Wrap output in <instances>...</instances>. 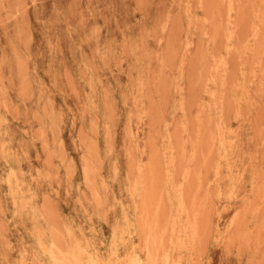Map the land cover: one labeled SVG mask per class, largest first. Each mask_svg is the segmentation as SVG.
Instances as JSON below:
<instances>
[{"label": "rangeland", "instance_id": "374dc122", "mask_svg": "<svg viewBox=\"0 0 264 264\" xmlns=\"http://www.w3.org/2000/svg\"><path fill=\"white\" fill-rule=\"evenodd\" d=\"M190 257L264 264V0H0V264Z\"/></svg>", "mask_w": 264, "mask_h": 264}, {"label": "bare ground", "instance_id": "6f19581e", "mask_svg": "<svg viewBox=\"0 0 264 264\" xmlns=\"http://www.w3.org/2000/svg\"><path fill=\"white\" fill-rule=\"evenodd\" d=\"M254 13H255V12H254ZM206 31H207V30H206ZM256 33H257V32H256ZM253 36H254V35H253ZM212 68H213V67H212ZM209 91H210V90H209ZM5 121H6V120H5ZM197 123H198V122H197ZM198 127H199V125H198ZM199 130H200V129H199ZM199 134H200V132H199ZM198 136H199V135H198ZM196 138H197V137H196ZM2 145H3V144H1V146H2ZM3 147H4V146H3ZM94 148H96V147H94ZM2 149H3V148H2ZM2 149H1V150H2ZM143 150H144V149H143ZM96 151H97V148H96ZM225 152H227V151H225ZM182 153H183V152H182ZM224 158H225V156H224ZM225 159H226V158H225ZM85 161H86V159H85ZM87 161H88V160H87ZM89 163H90V162H89ZM168 164H169V163H168ZM198 164H200V163H198ZM150 165H151V164H150ZM169 165H170V164H169ZM70 166H71V164H70ZM91 166H92V163H91ZM196 166H197V165H196ZM201 166H202V165H201ZM88 167H89V165L87 166V168H88ZM162 167H163V166H162ZM198 167H199V166H198ZM144 168H145V166H144ZM144 168H142V169H144ZM199 168H200V167H199ZM142 169H141V171H142ZM196 169H197V168H196ZM88 170H89V168H88ZM152 171H153V170H152ZM169 171H170V170H169ZM142 172H143V171H142ZM142 172H141V173H142ZM167 174H168V173H167ZM152 175H153V173H152ZM84 176H85V175H84ZM70 177H71V176H70ZM169 177H171V176H169ZM142 178H144V176H143ZM84 179H85V178H84ZM86 180H87V179H86ZM87 181H88V180H87ZM90 182H91V181H90ZM88 183H89V182H88ZM134 183H135V182H134ZM144 183H145V182H144ZM151 183H152V182H151ZM91 184H92V183H91ZM91 184H89V186H90ZM136 185H137V184H136ZM140 185H141V184H140ZM182 185H184V184H182ZM135 187H136V186H135ZM181 187H182V186H181ZM144 188H145V185H144ZM184 188H185V187H184ZM91 190H92V189H91ZM94 190H95V188H94ZM146 190H147V189H146ZM95 191H97V190H95ZM95 191H94V192H95ZM135 191H137V190H135ZM141 191H142V190H141ZM168 192H170V191H168ZM168 192H167V194H168ZM92 193H93V192H92ZM231 193H233V192H231ZM97 194H98V192H97ZM97 194H96V193L93 194V195H94L93 197H96ZM142 194L144 195V191H143ZM98 195H99V194H98ZM98 195H97V196H98ZM140 196H141V195H140ZM228 196H229V193H228ZM231 196H232V194H231ZM231 196H230V198H231ZM143 197H144V196H143ZM219 197H220V196H219ZM96 198H97V197H96ZM99 199H100V198H99ZM144 199H147V198H144ZM170 199H171V198H169V200H168L169 202H170ZM173 199H174V197H173ZM141 200H142V199H141ZM95 201H96V199H95ZM96 203H97V201H96ZM98 203H99V202H98ZM140 203H141V202H140ZM177 204H178V202H177ZM97 205H98V204H97ZM171 207H172V206H171ZM177 208L179 209V206H178ZM159 210H160V207H159ZM159 210H158V211H159ZM180 210H181V209H180ZM149 211H150V210H149ZM182 212H183V211H182ZM159 214H160V213H159ZM151 215H152V214H151ZM153 216H154V215H153ZM157 216H158V215H157ZM198 216H199V215H198ZM198 216H197V217H198ZM203 217H204V216H203ZM199 218H200V217H199ZM196 221H199V220H196ZM198 223H199V222H198ZM194 224H195V223H194ZM131 225H132V224H131ZM145 226H146V225H145ZM193 226H194V225H193ZM196 226H198V224H197ZM147 227H148V226H147ZM190 227H191V226H190ZM183 228L185 229L186 227L183 226ZM145 229H146V228H145ZM145 229L143 228L144 231H145ZM176 229H177V228H176ZM178 229L181 230L180 227H179ZM184 229H183V231H186V230H184ZM186 229H187V228H186ZM194 229H195V228H194ZM197 229H198V228H197ZM141 230H142V228H141ZM152 230H153V229H152ZM152 230H150V231L152 232ZM173 231L175 232V230H173ZM173 231H172V232H173ZM176 231H177V230H176ZM154 232L156 233V231H154ZM178 232H179V231H178ZM180 232H181V231H180ZM138 233H139V232H138ZM168 233H169V232H168ZM170 233H171V232H170ZM175 233H176V232H175ZM181 233H182V232H181ZM183 233H184V232H183ZM114 234H116V231H115ZM148 234H149V230H148ZM153 234H154V233H153ZM178 234H179V233H178ZM184 234H187V233H184ZM188 234H189V233H188ZM188 234H187V235H188ZM197 234H199V233H197ZM173 235L176 236V234H173ZM150 236H151V235H149V237H150ZM179 236H180V234H179ZM184 236H185V235H184ZM116 237H117V236H116ZM180 237H181V236H180ZM180 237H179V238H180ZM188 237H189V236H188ZM188 237H187V238H188ZM197 237H198V236H197ZM150 238H151V237H150ZM176 238L179 239V238L176 236V237H175V240H176ZM185 238H186V237H185ZM185 238H184V239L181 238V239H182V242H183V241L185 242ZM114 239H115V238H114ZM119 239H120V238H119ZM152 239H153V238H152ZM152 239H151V240H152ZM170 239H171V238H170ZM170 239H168V240H170ZM181 239H180V240H181ZM120 240H121V239H120ZM171 240H173V239H171ZM188 240H189V239H188ZM188 240H187V241H188ZM75 241H76V240H75ZM189 241H190V240H189ZM189 241H188V242H189ZM154 242H155V240H154ZM170 242H171V241H170ZM174 242H175V241H174ZM178 242H179V240H178L176 243H177V244H180V243H178ZM171 243H172V242H171ZM190 243H191V242H190ZM150 244H151V242H150ZM166 244H167V243H166ZM182 244H184V243H182ZM148 245H149V244H148ZM152 245H153V244H152ZM152 245H151V246H152ZM155 245H156V244H155ZM175 245H176V244H175ZM184 245L186 246V244H184ZM71 246H72V245H71ZM116 246H117V245H116ZM190 246H191V245H190ZM77 247H79V246H77ZM157 247H158V246H157ZM166 247H167V246H166ZM166 247H165V248H166ZM179 247H180V245H179ZM133 248H134V247H133ZM133 248H132V249H133ZM148 248H149V246H148ZM151 248H152V247H151ZM154 248H156V246H154ZM154 248H153V249H154ZM161 248L163 249V247H161ZM183 248L186 249L185 247H183ZM189 248H190V247H189ZM191 248H192V247H191ZM145 249H146V248H145ZM148 250H149V249H148ZM151 250H152V249H151ZM155 250H156V249H155ZM155 250H154L153 255L155 254ZM176 250H177V246H176ZM179 250H180V248H179ZM187 250H188V249H187ZM193 250H194V249H193ZM133 251H134V250H133ZM162 251H163V250H162ZM167 251H168V249H167ZM176 252H177V251H176ZM195 252H196V251H195ZM196 253H197V252H196ZM167 254H170V253L168 252ZM190 254H191V253H190ZM176 255H177V254H176ZM176 255H175V256H176ZM182 255H184V254H182ZM182 255H181V256H182ZM195 255H197V254H195ZM128 256H129V255H128ZM130 256H131V255H130ZM136 256H137V255H136ZM155 256H156V255H155ZM157 256H158V255H157ZM190 256H191V255H190ZM131 257H132V256H131ZM153 257H154V256H153ZM168 257H170V255H169ZM184 257H185V256H183V260H184ZM195 257H196V256H195ZM135 258H136V257H135ZM137 258H138V256H137ZM147 258H148V257H147ZM165 258H166V257H165ZM170 258H171V257H170ZM172 258H173V257H172ZM174 258H175V257H174ZM174 258H173V259H174ZM178 258H180L179 255H178ZM178 258H177V259H178ZM181 258H182V257H181ZM190 258L192 259L193 257H190ZM127 259H128V257H127ZM132 259H134V258H132ZM132 259H131V261H132ZM152 259H153V258H152ZM157 259H158V258H157ZM195 259H197V257H196ZM129 260H130V257H129V259H128L127 262H129ZM149 260H150V259H149ZM154 260H155V259H154ZM158 260L160 261V259H158ZM170 260H171V259H170ZM181 260H182V259H181ZM117 261H119V260H117ZM137 261H139V260L137 259ZM142 261H143V260H142ZM147 261H148V260H147ZM147 261H146V262H147ZM151 261H152V260H151ZM162 261H163V260H162ZM194 261H195V260L192 259V263H193ZM133 262H134V260H133ZM196 262H197V260H196L194 263L196 264ZM117 263H118V262H117ZM130 263H131V262H130ZM143 263H144V261H143ZM143 263H142V264H143ZM154 263H155V262H154ZM169 263H170V262H169ZM176 263H177V262H176ZM194 263H193V264H194ZM109 264H110V263H109ZM119 264H120V263H119ZM125 264H127V263H125ZM139 264H140V263H139ZM149 264H150V263H149ZM151 264H152V262H151ZM157 264H158V263H157ZM159 264H160V263H159Z\"/></svg>", "mask_w": 264, "mask_h": 264}]
</instances>
